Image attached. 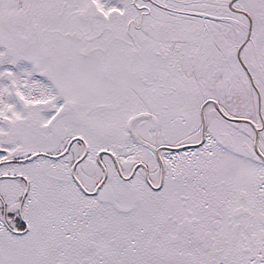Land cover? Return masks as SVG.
<instances>
[{"label": "snow or ice", "instance_id": "obj_1", "mask_svg": "<svg viewBox=\"0 0 264 264\" xmlns=\"http://www.w3.org/2000/svg\"><path fill=\"white\" fill-rule=\"evenodd\" d=\"M0 264H264V0H0Z\"/></svg>", "mask_w": 264, "mask_h": 264}]
</instances>
